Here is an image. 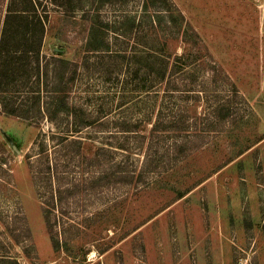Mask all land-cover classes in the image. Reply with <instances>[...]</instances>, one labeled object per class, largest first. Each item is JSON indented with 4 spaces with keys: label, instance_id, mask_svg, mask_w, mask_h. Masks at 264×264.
I'll return each mask as SVG.
<instances>
[{
    "label": "rangeland",
    "instance_id": "1",
    "mask_svg": "<svg viewBox=\"0 0 264 264\" xmlns=\"http://www.w3.org/2000/svg\"><path fill=\"white\" fill-rule=\"evenodd\" d=\"M57 1L38 8L49 19L40 80L31 73L24 85L0 90L3 170L14 178L0 183L1 257L17 264H264V0H171L172 18L151 0L148 7L144 0ZM92 45L102 50L89 51ZM160 60L167 77L191 93H165L167 79L156 80ZM61 89L74 119L46 115ZM217 106L232 108L227 127L211 128L198 150L145 184L110 183L70 205L54 246L29 155L53 150L76 122H83L82 153L91 156L100 146L120 147L127 121L149 131L159 110H184L192 122L205 112L208 122ZM14 108L19 115L9 114ZM201 122L192 123L187 140L199 137ZM15 219L31 231L21 245L7 230Z\"/></svg>",
    "mask_w": 264,
    "mask_h": 264
},
{
    "label": "trees",
    "instance_id": "2",
    "mask_svg": "<svg viewBox=\"0 0 264 264\" xmlns=\"http://www.w3.org/2000/svg\"><path fill=\"white\" fill-rule=\"evenodd\" d=\"M41 1L0 0V90L7 91L3 85L9 86L15 81L24 85L31 77V73L38 80L41 78V59L44 57L42 45L49 29L48 16L38 13V8L42 5ZM52 1L58 3L57 0ZM149 2L150 0H144L146 7L149 6ZM151 2L160 4V7L165 9L162 12L168 11L169 14H167L172 18L173 12L170 7L173 3L171 0H151ZM89 14V11H84L83 17L87 21L90 20ZM180 15L184 20L183 14ZM131 23V30H133L136 27L135 21ZM191 31L192 36L199 39L198 34L194 30ZM60 49L54 55H61L63 47ZM93 50L102 49L101 46L92 45L89 51ZM183 57L184 55L181 56ZM52 59L62 61L57 56H53ZM160 61L161 69L156 80L159 81L158 85H161L167 79L163 88L166 90L165 93L171 96L177 92L191 93L192 90L186 84L178 86V81L174 76L167 77V65L163 66V61ZM61 90L64 91L63 96L57 95V101L60 103H57L53 112H48L46 115L53 120L52 114L56 116L63 113L74 119L77 115L67 102L66 90ZM197 97L199 99V96ZM37 104L39 105V102ZM232 113V108L228 106L215 107L211 120H216V124L213 125L209 122L211 120L207 122L209 115L206 116L205 112L196 115L197 118L192 122V116L185 114L184 110L176 113L170 110H159L157 119L153 121L149 131L146 126L141 127L140 121H127L119 126L121 129L119 131L125 135L123 143L120 147L115 146V149L117 147L122 151L124 157L120 162L115 161L117 151L113 149L114 146L113 148L100 146L91 156L83 155L82 140L78 134L83 122L73 123L74 130H68L67 133L62 134L50 152L48 148L42 147L37 154L29 155L27 157L28 167L42 205L47 232L54 246L57 248L60 246L56 237L62 218L71 215L70 205H78L82 200L87 201L96 190L110 183H120L128 188L132 185L145 184L156 173L168 170L173 163H177L187 154L198 150L204 143L203 135L211 131V128L214 127L216 130L227 127L226 125L232 122ZM9 114L19 115L16 108L10 110ZM197 119L203 121L201 124L205 127L200 135L194 134V136H199L198 138L187 140L185 137H191L187 133L194 127L192 123L197 124ZM103 126L104 124H101L102 128ZM173 133L181 134L182 141L178 142L177 139H173ZM161 148L163 156L159 158L158 152ZM5 151L6 143L0 141V172L1 170L6 172L3 177L0 173V183L3 179H7L12 185L13 174L7 168H5L6 171L3 170L4 165L7 167L9 162L8 159L2 158ZM141 154L143 162L139 164L138 155ZM76 168H81V175L77 173ZM55 210L60 212L59 216L54 213ZM6 223L7 230L17 244L21 245L25 239L31 240V231L24 220L19 222L15 219L13 226H10L9 222ZM1 256L3 255L0 254V264H17L16 261Z\"/></svg>",
    "mask_w": 264,
    "mask_h": 264
}]
</instances>
